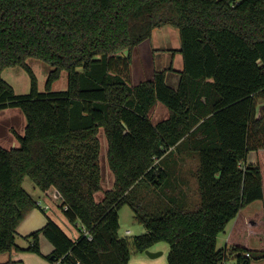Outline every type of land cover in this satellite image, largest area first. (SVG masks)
I'll list each match as a JSON object with an SVG mask.
<instances>
[{"label":"trees","instance_id":"trees-1","mask_svg":"<svg viewBox=\"0 0 264 264\" xmlns=\"http://www.w3.org/2000/svg\"><path fill=\"white\" fill-rule=\"evenodd\" d=\"M164 25L179 29L178 87L167 83L166 70L131 84L133 50ZM30 57L53 67L45 91ZM17 66L30 76L27 94L2 76ZM63 70L68 86L55 91ZM157 102L170 114L154 124ZM10 107L22 110L26 126L24 135L13 130L19 147L0 145V253L17 247L18 227L39 208L23 186L28 177L42 193L55 188L67 219L92 236L81 227L73 239L48 217L26 238L41 255L40 237L48 239L53 264H128L131 245L119 234L125 204L147 229L134 237L136 250L166 241L169 264L264 258V250L238 245L217 249L229 222L264 200L262 169L248 160L264 149V0H0V112ZM101 129L114 184L99 201ZM173 148L198 155L201 202L188 210L175 195L164 211L144 214L130 193L142 180H166L160 160Z\"/></svg>","mask_w":264,"mask_h":264},{"label":"rangeland","instance_id":"rangeland-1","mask_svg":"<svg viewBox=\"0 0 264 264\" xmlns=\"http://www.w3.org/2000/svg\"><path fill=\"white\" fill-rule=\"evenodd\" d=\"M166 28H174L178 32V29L174 26H166ZM175 40L179 42V35H176L174 38V43ZM139 50L141 52L139 60L143 68L140 70L144 73V75H147L145 73H149V71L153 69L154 65L160 64L162 56H159L157 52H155L152 57L149 42L141 45ZM28 63L37 76L39 90L45 91L46 81L53 67L47 62L35 57H30L28 59ZM181 63L182 58L177 55L175 64L179 65ZM2 76L4 80H6L14 88L17 94H27L30 92L31 79L28 72L24 68L20 66L6 68L3 71ZM67 86L68 73L63 70L60 78L54 82L52 89L60 91L65 90ZM159 105L163 108L164 114L162 111V113L158 112L156 115H152L150 118L152 121H158L162 117H166L168 113L166 105L161 102ZM25 126L26 117L19 107L6 108V110L0 115V145L7 149L19 147L20 142L13 130L17 134L24 135ZM98 135L101 140L100 160L102 170V189L95 193V197L100 201L103 199L105 191L113 187L114 175L108 163V141L104 130L101 129ZM255 152L256 151L251 152L250 158L254 155L257 157ZM181 155H183V151H181ZM170 156L174 157V153ZM195 156L196 157L192 159V161H188L187 163L190 167H184L183 170H179V173L176 172L175 169L171 170L167 168V178L166 180L160 182L158 186H151L147 180H142L137 183L130 193V201L136 205V209L142 208L141 211L148 215H154L164 211L167 206L172 205L173 202L175 203L172 197L176 199L175 192L178 189L179 184L182 182L183 176H186L189 179L191 178V191L193 193L192 197L195 203L184 206L188 210H195L201 202L198 179L195 172L199 166V158L197 154H195ZM255 161H257L260 165L264 176V150L259 152L258 158ZM181 162L182 161H180V163ZM23 186L31 195L35 197H39L44 194L28 177L25 178ZM51 196V199L55 202L54 205L57 206V203L60 205V198H57L54 194ZM41 202L42 205L45 206L46 203L42 200ZM136 213V210L130 204L123 205L119 212V234L120 236L127 238L131 245V258L128 264H169L168 256L171 248L170 244L166 241L158 242L149 248L152 252H161V254L157 257H150L146 251L139 252L136 250L134 246V237L147 231L146 227L135 219ZM24 229L26 228H23L22 230ZM127 230L129 232H126ZM235 245L254 251L264 250V200L255 201L242 209L238 215L231 222H229L225 230L218 235L217 249L225 247L230 248ZM231 261L234 264L237 263L236 258L231 259ZM251 264H264V258L258 260L254 259Z\"/></svg>","mask_w":264,"mask_h":264},{"label":"crops","instance_id":"crops-1","mask_svg":"<svg viewBox=\"0 0 264 264\" xmlns=\"http://www.w3.org/2000/svg\"><path fill=\"white\" fill-rule=\"evenodd\" d=\"M166 26L172 25H164L163 27H158L153 30L151 38L145 40L140 45H138L132 52V64H131V84H137L144 80L152 79L154 76L155 71L157 70H166V81L167 83L172 86L173 88H177L180 82L181 71L183 70V57L180 53L181 49V41H180V34L179 29L178 32L174 28H166ZM176 35H179V42L174 38ZM173 40V42H172ZM150 45V51L153 54L157 52V54L161 57L160 64L154 65L153 69L149 71V73H145L144 75L140 69H143L139 60L141 52L139 50L140 46L144 43H148ZM177 42V43H176ZM128 50H124L122 55H128ZM181 56L182 63L179 65L175 64L176 57ZM154 64V63H153ZM160 102H157L149 113V117L151 118L152 115H156L158 112L163 111V108L159 105ZM6 109L0 112V115ZM167 113V112H166ZM165 113V114H166ZM169 110L166 117H162L158 121H152L154 124L166 119L169 117ZM264 149H260L255 152V155L250 158L251 152L248 154L249 162L257 163L255 161L258 158L259 152ZM108 152V151H107ZM174 153V157L170 156ZM195 153L186 151L183 155L176 152V149L173 148L168 154L163 157L160 161H166L167 167L171 170H174L179 173V170H183L184 167H190L187 165L188 161H192L194 159ZM181 159V160H180ZM180 161H182L180 163ZM180 165L178 166V164ZM190 164V162H189ZM184 165V166H182ZM196 172V171H195ZM263 183H264V176H263ZM180 188V189H179ZM192 183L191 178L189 179L186 176H183L182 182L179 184L178 189L175 192V195L186 204H193L195 203L193 200V193L191 191ZM42 196H39L38 204L39 208L34 209L26 219L21 223L18 227L17 236H16V244L17 247L13 248L9 252L0 253V264H5L9 261L15 262V264H53L46 256L49 255L53 251V245L51 242L46 239L44 236L41 235L40 237V247H41V254H38L34 251L29 250V246L31 244V239L26 238L27 235L32 233L35 230L42 228L48 221V217L53 219L71 238L77 239L81 232V227H83L80 223L74 224L70 222L67 217L64 215L63 211L60 209L58 203L55 206V202L51 199V195L57 196L59 198V193L55 188H52L46 192H43ZM192 199V201H191ZM42 201L46 204L45 206L42 205ZM53 204V205H52ZM46 206L48 208H46ZM23 228H26L22 230ZM83 231V228H82ZM126 232H129L128 230Z\"/></svg>","mask_w":264,"mask_h":264},{"label":"built area","instance_id":"built-area-1","mask_svg":"<svg viewBox=\"0 0 264 264\" xmlns=\"http://www.w3.org/2000/svg\"><path fill=\"white\" fill-rule=\"evenodd\" d=\"M46 208H48V207L46 206ZM82 228H83V232H84L86 235H88V238H89V239H91L92 236H91V234L89 233V231H88L84 226H83ZM224 264H234V263H232V261L229 260V261H225Z\"/></svg>","mask_w":264,"mask_h":264},{"label":"water","instance_id":"water-1","mask_svg":"<svg viewBox=\"0 0 264 264\" xmlns=\"http://www.w3.org/2000/svg\"><path fill=\"white\" fill-rule=\"evenodd\" d=\"M146 253L150 256V257H157L161 254V252H152L149 249L146 250Z\"/></svg>","mask_w":264,"mask_h":264}]
</instances>
